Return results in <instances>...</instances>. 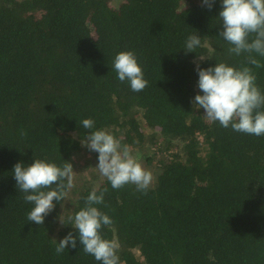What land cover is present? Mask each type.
Returning <instances> with one entry per match:
<instances>
[{"label":"trees","instance_id":"trees-1","mask_svg":"<svg viewBox=\"0 0 264 264\" xmlns=\"http://www.w3.org/2000/svg\"><path fill=\"white\" fill-rule=\"evenodd\" d=\"M113 1L0 0V264H101L78 239L55 252L76 235L70 217L94 188L107 189L94 206L111 218L100 232L118 242V264H264V136L209 122L191 104L197 56L201 68L249 67L262 93L264 56L252 54L256 66L246 53L229 54L218 34L221 0L211 10L201 0ZM193 34L201 45L185 54ZM121 51L142 68L140 92L112 68ZM86 118L92 129L82 127ZM99 129L157 166L147 193L82 180L44 224L28 222L33 205L13 166L74 167L81 140Z\"/></svg>","mask_w":264,"mask_h":264},{"label":"clouds","instance_id":"clouds-1","mask_svg":"<svg viewBox=\"0 0 264 264\" xmlns=\"http://www.w3.org/2000/svg\"><path fill=\"white\" fill-rule=\"evenodd\" d=\"M201 3L211 10L215 0H201ZM218 17L221 21L218 34L231 45L229 54L239 56L246 53L247 62L259 66V61L252 54L264 56V0H221ZM200 45L199 35H189L183 48L185 54L195 52ZM203 59L197 56L193 61L199 91L191 100L192 106L203 109V115L209 122H218L222 127H231L237 132L264 136V93L257 87L251 69L247 66L237 69L225 63L201 68L199 61ZM112 68L118 80L128 81L134 92L142 91L148 84L131 51L119 52L114 57ZM81 123L84 129L94 127L90 118L83 119ZM81 145L98 153L96 168L113 189L134 184L137 191L147 193L153 181L152 173L131 154L128 146H121L112 134L102 129L91 131L81 140ZM73 172L72 163L60 167L39 159L28 165L17 162L13 166L12 175L18 191L24 193L26 203L33 205L27 213L28 222L44 224L45 217L55 209V202L63 201L66 190L74 187ZM106 191L104 189L97 194L94 188L86 197L85 207L70 217L69 224L77 233L74 235L70 231L59 240L56 254H62L69 245L76 248L78 239L83 251L101 264H118V242L103 238L100 232L102 226L112 223L111 218L94 206L103 203ZM59 220L62 226L68 225Z\"/></svg>","mask_w":264,"mask_h":264},{"label":"rangeland","instance_id":"rangeland-1","mask_svg":"<svg viewBox=\"0 0 264 264\" xmlns=\"http://www.w3.org/2000/svg\"><path fill=\"white\" fill-rule=\"evenodd\" d=\"M113 2L115 4L116 2H118V0H114ZM97 157L98 153L90 152L86 147H83V149L76 155V157H74V182L79 184L82 182V180H91L92 183L95 185L98 184L100 180L104 178L100 175L98 169L96 168V164L98 163ZM138 161L146 170L150 171L154 176L155 171H157V166L147 165L146 161L143 158H139Z\"/></svg>","mask_w":264,"mask_h":264}]
</instances>
